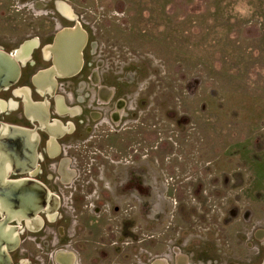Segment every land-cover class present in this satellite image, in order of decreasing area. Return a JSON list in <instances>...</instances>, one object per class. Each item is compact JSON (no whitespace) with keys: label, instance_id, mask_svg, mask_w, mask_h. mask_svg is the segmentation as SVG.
Listing matches in <instances>:
<instances>
[{"label":"flooded vegetation","instance_id":"obj_1","mask_svg":"<svg viewBox=\"0 0 264 264\" xmlns=\"http://www.w3.org/2000/svg\"><path fill=\"white\" fill-rule=\"evenodd\" d=\"M129 1L0 0L9 14L26 8L31 15L22 14L36 25L18 49L6 51L19 53L24 43H34L18 61V81L0 92V159L6 169L0 189L18 199V207L0 205L12 264H157L158 259L167 264L163 251L152 254L151 239L161 235L151 234L150 219L139 225L135 218L139 179L133 167L140 156L134 153L136 146L149 150V136L143 142L135 137L134 119L141 95L149 110L150 34L144 31V63L135 59L141 56L139 34L135 45L122 34L127 46L119 58L114 25L126 22L123 32L132 27ZM117 4L125 6L119 10ZM112 14L123 17L116 21ZM64 29H72L73 38L58 41ZM41 71L50 76L36 79ZM10 126L26 132L13 134ZM124 152L132 168L126 184L115 171ZM62 168L76 177L63 178ZM263 231L248 237L256 246L253 264H264V240L257 237Z\"/></svg>","mask_w":264,"mask_h":264},{"label":"rangeland","instance_id":"obj_2","mask_svg":"<svg viewBox=\"0 0 264 264\" xmlns=\"http://www.w3.org/2000/svg\"><path fill=\"white\" fill-rule=\"evenodd\" d=\"M128 4L132 27L123 32L127 23L117 21L123 16L112 14L119 58L125 36L135 45L139 34L141 56L135 59L144 63V31L150 34L149 110L141 95L134 119L135 137L143 142L149 136V150L136 146L134 153L140 156L133 167L136 224L150 219L151 234L161 235L151 239L152 254L163 251L167 264H246L256 247L249 235L264 229V0ZM12 11L0 7V49L8 52L36 26L22 14L31 15L26 8ZM128 159L124 152L115 169L125 184ZM70 171L60 173L76 177ZM257 237L263 242L264 231Z\"/></svg>","mask_w":264,"mask_h":264},{"label":"water","instance_id":"obj_3","mask_svg":"<svg viewBox=\"0 0 264 264\" xmlns=\"http://www.w3.org/2000/svg\"><path fill=\"white\" fill-rule=\"evenodd\" d=\"M72 33H74L72 29H64L58 33L57 39L58 41H63L64 39L68 40L70 37L73 38L71 36ZM81 34L83 35L81 37L85 39L84 33H81ZM22 59L23 57L22 56L19 57V54L16 52L12 54V53H8L0 49V92L5 88L14 85L18 81V78L20 76V70H21L20 64L18 61ZM49 76H50L49 71H41L36 76V79L48 78ZM9 130H13L14 131L12 132L13 134L17 132H26L25 130L20 131L22 129L12 127V126L9 127ZM12 137H14V135H12ZM8 143H11L12 145L14 144L13 141L8 142ZM4 170L6 169L3 168V165L0 159V178H2V174L3 172H5ZM9 195H11V192L9 191L1 192V189H0V205L10 204L13 207H18L16 205L18 202V199L15 197H12V195L11 196ZM5 224H6L5 221L0 220V264H12V259L9 254V251H11V248L9 246H7V249L4 247L6 245L5 235L3 234Z\"/></svg>","mask_w":264,"mask_h":264},{"label":"bare ground","instance_id":"obj_4","mask_svg":"<svg viewBox=\"0 0 264 264\" xmlns=\"http://www.w3.org/2000/svg\"><path fill=\"white\" fill-rule=\"evenodd\" d=\"M33 44L34 43H32L31 41H28V42H26V43H24V45L22 46V48L19 50V57H21V56H25V55H27V52H29L31 49H32V47H33Z\"/></svg>","mask_w":264,"mask_h":264},{"label":"crops","instance_id":"obj_5","mask_svg":"<svg viewBox=\"0 0 264 264\" xmlns=\"http://www.w3.org/2000/svg\"><path fill=\"white\" fill-rule=\"evenodd\" d=\"M251 259H252V258H249L248 260H246V264H250V263H252V262H250ZM191 264H193V263H191ZM194 264H197V263H194ZM198 264H202V263L199 262Z\"/></svg>","mask_w":264,"mask_h":264}]
</instances>
